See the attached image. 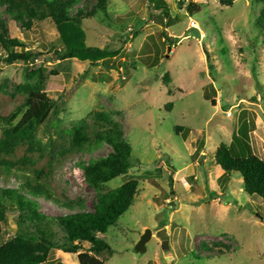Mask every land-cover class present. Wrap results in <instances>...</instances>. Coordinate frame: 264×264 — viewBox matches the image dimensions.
Returning <instances> with one entry per match:
<instances>
[{
    "label": "rangeland",
    "instance_id": "1",
    "mask_svg": "<svg viewBox=\"0 0 264 264\" xmlns=\"http://www.w3.org/2000/svg\"><path fill=\"white\" fill-rule=\"evenodd\" d=\"M94 3L81 0L71 14L90 11ZM191 4L201 9L193 16ZM161 7L168 16H161ZM261 9L259 0H109L107 16L98 13L82 27L83 43L107 50L103 56L59 60L56 51L66 49L59 27L48 19L28 29L0 6L9 36L24 44L16 50L32 55L8 65L0 45L2 94H13L26 73L41 67L48 76L45 92L56 102L37 136L60 150L64 131L102 111L120 124L131 147V169L104 190L136 180L139 191L116 225L99 235L114 249L102 255L104 264H264V201L215 161L222 143L235 155L264 160V42L255 26ZM162 31L174 38L172 48L159 37ZM0 101V114L17 107V101ZM110 152L103 145L62 158L51 178L55 187L92 210L96 192L78 163ZM17 185L13 176L0 177V187ZM40 202L50 214L65 212ZM8 214L7 239L18 216L13 207ZM147 229L152 236L141 254L135 247ZM163 231L169 252L161 248ZM50 233L66 242L62 227L53 225ZM88 248L83 244L75 254L58 249L46 264H79Z\"/></svg>",
    "mask_w": 264,
    "mask_h": 264
},
{
    "label": "trees",
    "instance_id": "2",
    "mask_svg": "<svg viewBox=\"0 0 264 264\" xmlns=\"http://www.w3.org/2000/svg\"><path fill=\"white\" fill-rule=\"evenodd\" d=\"M80 1L0 0V6L10 21L28 29L34 22L48 19L59 27L66 45L63 52L56 51L59 60L77 57L97 59L107 50L86 46L82 27L85 20L98 13L107 16L109 0H95L90 11L77 9L72 15ZM259 3L262 9L255 26L264 42V0H259ZM200 10V6L191 4L188 11L193 16ZM161 11V16L169 15L167 8L161 7ZM157 15L151 13L149 17ZM159 37L164 38L170 48L173 47L174 38L164 31L159 33ZM0 45L6 52L2 61L8 65L32 58L31 54L16 50L23 48L24 44L19 38L9 36L2 16ZM165 77L168 78V74ZM47 81L48 76L39 67L26 73L24 82L16 84L13 94L3 95V90H0V99L17 101L14 110L0 114V177L8 181L13 176L18 181L16 187H0V264H46L56 250L75 254L83 249V244L89 248L78 255L79 264H104L102 255H112L114 249L99 235L107 234L116 225L133 205L139 191L140 183L136 180L104 190L105 184L126 175L131 169V147L124 141L120 124L111 114L102 111L89 114L64 131L66 142L60 150L55 151L50 143L43 142L37 132L56 113V102L45 92ZM21 112L23 114L19 118ZM103 145L111 148L107 156L78 163L86 183L96 192L93 209L87 210L82 201L66 198L51 178L56 163L62 158L93 152ZM215 161L224 175L236 173L242 177L244 191L248 195L264 201V160L255 155H235L227 144L222 143L216 151ZM40 200L65 212L50 214L43 210ZM10 207L18 213L15 220L17 229L7 239L5 226ZM53 225L64 229L65 243L59 244L51 235Z\"/></svg>",
    "mask_w": 264,
    "mask_h": 264
},
{
    "label": "water",
    "instance_id": "3",
    "mask_svg": "<svg viewBox=\"0 0 264 264\" xmlns=\"http://www.w3.org/2000/svg\"><path fill=\"white\" fill-rule=\"evenodd\" d=\"M152 236V232L147 229L145 231V233L141 236V239L139 240V242L137 243L135 250L138 253H145L146 251V244L148 243V241L150 240ZM159 237L162 239V244H161V248L165 251V252H169V242L168 240H166V234L165 232H161V234L159 235Z\"/></svg>",
    "mask_w": 264,
    "mask_h": 264
},
{
    "label": "built area",
    "instance_id": "4",
    "mask_svg": "<svg viewBox=\"0 0 264 264\" xmlns=\"http://www.w3.org/2000/svg\"><path fill=\"white\" fill-rule=\"evenodd\" d=\"M191 27L196 28V29L198 28L196 24H191ZM129 31H131V30H129ZM128 37H132V33L131 32L128 35Z\"/></svg>",
    "mask_w": 264,
    "mask_h": 264
}]
</instances>
